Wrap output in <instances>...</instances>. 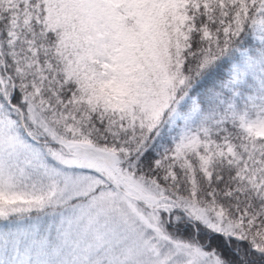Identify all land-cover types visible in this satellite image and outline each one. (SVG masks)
<instances>
[{
    "label": "snow or ice",
    "instance_id": "snow-or-ice-1",
    "mask_svg": "<svg viewBox=\"0 0 264 264\" xmlns=\"http://www.w3.org/2000/svg\"><path fill=\"white\" fill-rule=\"evenodd\" d=\"M0 264H264V0H0Z\"/></svg>",
    "mask_w": 264,
    "mask_h": 264
}]
</instances>
